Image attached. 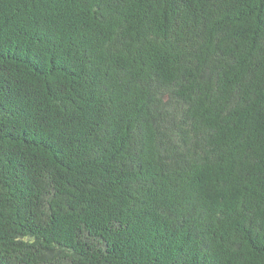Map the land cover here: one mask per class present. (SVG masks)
<instances>
[{
  "label": "trees",
  "instance_id": "obj_1",
  "mask_svg": "<svg viewBox=\"0 0 264 264\" xmlns=\"http://www.w3.org/2000/svg\"><path fill=\"white\" fill-rule=\"evenodd\" d=\"M0 264H264V0H0Z\"/></svg>",
  "mask_w": 264,
  "mask_h": 264
}]
</instances>
